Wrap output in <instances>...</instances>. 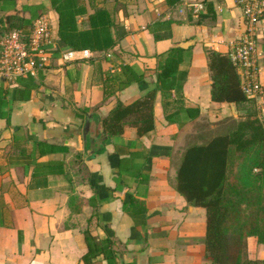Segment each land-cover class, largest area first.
Listing matches in <instances>:
<instances>
[{"label":"crops","instance_id":"1","mask_svg":"<svg viewBox=\"0 0 264 264\" xmlns=\"http://www.w3.org/2000/svg\"><path fill=\"white\" fill-rule=\"evenodd\" d=\"M79 1L88 11L78 18L79 30H90L89 16L107 9L117 43L63 64L61 54L77 50L60 38L51 0H0V40L13 28L9 17L30 26L45 15L56 42L46 72L0 83V264H212L206 211L176 191L177 165L203 137L195 126L204 118L212 130L239 118L230 104L212 101L207 50L228 54L245 33L242 9L235 0H211L214 15L201 20L180 16L177 0H133L125 10L116 0ZM259 38L263 93L256 101L264 119V29ZM191 40L181 66L188 72L185 101H173L169 111H177L175 122L166 119L157 91L152 133L139 138L127 128L101 146L100 120L119 102L130 104L154 89L159 56ZM125 66L138 79L106 97V87L118 89L107 78ZM186 110H199L200 117L192 120ZM88 233L104 250L111 242L105 253L89 254ZM248 254L263 260L264 245L250 238Z\"/></svg>","mask_w":264,"mask_h":264},{"label":"trees","instance_id":"2","mask_svg":"<svg viewBox=\"0 0 264 264\" xmlns=\"http://www.w3.org/2000/svg\"><path fill=\"white\" fill-rule=\"evenodd\" d=\"M53 9L60 18L59 36L74 50H90L94 53L112 49L114 40L112 28L115 23L107 9H97L89 16L90 30L80 31L78 18L88 15L79 0H51ZM209 5L205 17H213ZM12 30L29 33L33 24L21 18L9 17ZM185 50L172 49L159 56L157 84L143 97L130 104L119 102L112 112L102 118L103 132L109 139L121 137L127 128L136 129L139 138L155 130L154 102L157 91L163 95L166 119L174 123L176 113L170 114V106L184 104V84L188 72L181 70L185 63ZM208 68L212 81V101L215 103H236L244 112L238 119L227 118L210 139L202 135L189 145L177 165L176 191L188 204L203 208L207 216L206 258L212 264H264L263 260H251L248 254L250 238H256L264 245V119L255 100H250L242 90L237 69L226 54L207 50ZM125 66L120 73L107 78L108 83L118 85L116 91H105L106 97L122 91L138 76ZM135 75V74H133ZM118 83V84H117ZM174 99V100H173ZM86 112H89L87 110ZM192 120L200 117V111L186 110ZM198 142V143H197ZM201 142V143H199ZM89 254L100 248L105 250L86 234ZM109 255V254H107ZM110 256V255H109Z\"/></svg>","mask_w":264,"mask_h":264},{"label":"built area","instance_id":"3","mask_svg":"<svg viewBox=\"0 0 264 264\" xmlns=\"http://www.w3.org/2000/svg\"><path fill=\"white\" fill-rule=\"evenodd\" d=\"M242 9L244 35L232 43L228 56L238 71L242 90L250 100L263 93L260 81L259 32L264 29V0H235ZM211 0H177L173 9L182 17L200 19L207 13ZM56 46L50 18L42 15L33 23L29 33L12 30L0 40V83L4 79L37 77L46 72ZM92 52L67 51L59 62L67 64L87 60Z\"/></svg>","mask_w":264,"mask_h":264},{"label":"water","instance_id":"4","mask_svg":"<svg viewBox=\"0 0 264 264\" xmlns=\"http://www.w3.org/2000/svg\"><path fill=\"white\" fill-rule=\"evenodd\" d=\"M194 45V41L191 40V41H187L185 43H181L179 45L176 46V48H179V49H189L191 46ZM231 108H232V111H233V114L235 117H239V112H238V107H237V104L236 103H231L230 104ZM90 120H91V117L90 116H87V120H86V125H85V128H84V136H85V139H88L89 137V134L91 132V123H90ZM107 140V137L106 135L104 134L103 132V125L101 127V138H100V144L102 146V144ZM99 147L97 150H100L102 147ZM95 153V151H92L91 154Z\"/></svg>","mask_w":264,"mask_h":264},{"label":"rangeland","instance_id":"5","mask_svg":"<svg viewBox=\"0 0 264 264\" xmlns=\"http://www.w3.org/2000/svg\"><path fill=\"white\" fill-rule=\"evenodd\" d=\"M134 2L133 0H116V8H121L123 10L126 9V6L129 5V3ZM110 4H113V1L110 2ZM201 130L203 132V134L208 135V138L205 139H210L212 138L214 135H216L218 133V131H214L212 130V128L210 127V124L207 122V120L204 118L202 120V122L198 123L195 126V129ZM218 130H222V128H219ZM219 134V133H218Z\"/></svg>","mask_w":264,"mask_h":264}]
</instances>
